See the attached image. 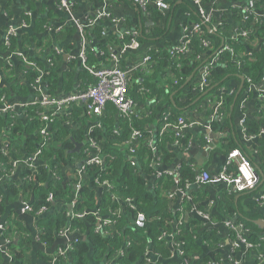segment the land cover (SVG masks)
Returning a JSON list of instances; mask_svg holds the SVG:
<instances>
[{
    "label": "crops",
    "instance_id": "0c3cea01",
    "mask_svg": "<svg viewBox=\"0 0 264 264\" xmlns=\"http://www.w3.org/2000/svg\"><path fill=\"white\" fill-rule=\"evenodd\" d=\"M174 1L173 7L171 5V9L164 13L166 16L163 23H159L154 21L152 12L148 10L149 7L143 9L133 0H68L67 8L60 0H0V47L2 48L0 57L4 64V67L0 66V89L8 90L9 93L8 97L3 96L1 100L13 103L16 107L10 112L0 114L1 120L6 119L5 123H0V153L3 156L8 154L13 162H20L14 169L10 159L7 160L6 165L0 161V264H60L61 259H55L57 248L69 247L75 239L88 240L89 232L98 233L102 237L115 235L116 238H123L126 246L131 245L133 240L131 236L135 235L136 231L135 228L130 227L129 218L132 219L136 209L140 210L135 199L124 201L108 196L109 188L93 184L92 176L85 171L87 165L85 158L90 155L85 154L83 149L89 140V128L95 125L93 116L85 115L81 105H73L71 111L60 113L55 117L63 119L68 127L77 128L79 125L71 117V112L76 106H80L79 113L87 119L84 121L87 127H85L86 134L83 132L85 128L81 131L84 133L81 141H73L72 136L68 134L72 147H66L63 154L65 157L72 155L75 158L72 163L60 168V176L59 170L55 169L59 178L61 177L60 187L67 188L65 189L67 191L63 193V189L62 193H59L57 198H52L50 203L56 212L64 209L66 216L65 222L54 232L51 243L44 240L46 244L38 236L41 228L37 222L41 216L24 211L22 202L27 200L17 197L15 193H7L6 189V185L20 179L21 161L30 157L39 148L42 136L38 133V129L25 132L26 129H30L26 126L21 130L24 131L23 134L20 131L11 133L8 123L18 125L19 120L25 123L29 122L28 118L30 121L33 120L34 117L29 115V111L36 110L38 105H35L36 108L22 107L21 104L24 102L36 100L44 95L57 99L91 84L92 77L82 79L78 76L83 66L81 51L84 50L86 58L88 54L90 55L89 63L95 66L107 65L100 60V57L118 52L123 42L121 34L124 31L142 34L157 25L166 29L161 44L171 48L181 42L185 32L192 26L189 6L196 10L199 6L204 13L219 20L223 16L230 19V10L240 5L238 0H199L198 3L193 0ZM103 11L122 18L123 23L120 30L115 31L109 17L101 15L99 21H102L107 33L114 35L105 41L104 47L101 48L95 46L96 41L89 42L84 31L83 33L79 31L78 25H84ZM83 43L85 46L82 45ZM218 43L221 44V41L219 40ZM50 54L57 55L55 61L54 57H48ZM141 55V49L132 50L127 58L124 57V61L130 67L134 66ZM36 59L39 64L35 62ZM109 63L113 64L112 61ZM6 64L10 67L7 68ZM28 70L37 75L40 73L45 75L53 71L57 80L55 88L52 91L46 86L40 91L33 89L28 80ZM68 70L71 76L67 81L73 80L70 83L72 88L65 89L62 82ZM239 76L242 75L234 74L218 88L200 90L196 85L199 71L196 75L194 72L192 78L194 77L195 82L192 87L184 89L176 96L175 102L171 100L172 104L175 103L174 105L182 109L180 114L188 122H192V125L182 129L181 137L184 138L185 145L179 149L175 148L172 152L173 157L168 160L162 159L161 154L159 163L150 166L149 174L143 177L144 190L161 197L165 205L164 210H159V214L167 216L169 229L166 231L160 228L158 235L161 233L163 235V231L173 233L177 229L190 230L199 246L198 252L192 255L194 264H264L256 251L246 249L244 246H233L227 229V223L232 221V217H236L248 223L251 238L260 236L264 230L257 224L264 219V103H261L264 98V92L261 91L264 80L251 85L244 76V81L241 83ZM18 84H27L29 90L26 92L14 90V86ZM115 114L119 118L118 114ZM250 121L258 124L257 133L246 134V124ZM244 126L245 131L242 130ZM52 132H50L52 136L50 147L54 145L55 133ZM233 143L246 154L260 176V183L254 189L235 192L226 189L223 183H188L186 178L181 177L179 183L175 182L174 172L180 169L193 172L196 176L202 170L210 174L221 171L228 166L226 144ZM57 144L61 145L60 142ZM77 144L80 146L77 147ZM28 145L31 149H28ZM231 169L230 164L229 171ZM44 183L48 185L47 182ZM82 189L93 195L95 206L79 212L83 214L82 216H74L78 213H76V205ZM64 194L66 195L63 197ZM106 196L109 200L100 209L99 205ZM225 196L229 198L228 201L225 200ZM113 209L120 212L119 222L104 226L103 222ZM157 214L154 213L152 218L158 220ZM73 219L78 220V223ZM10 220H16L21 229L19 232L4 235L3 231ZM99 225L102 227L101 230L97 229ZM118 229H121L122 233L118 232ZM62 232L65 233L61 235ZM113 232L116 234H112ZM20 234L23 240L27 241L21 246V251L17 244L22 238ZM158 235L155 242L151 239L146 240L140 256V264H181L179 247L172 243V235L166 234L160 239ZM20 252L22 257L18 258L16 253ZM122 253V249L118 248L108 260L105 259L104 254L96 263L101 261L99 264H116L117 257ZM69 256L70 251L65 259H62L66 260L63 263L69 261ZM89 256L91 257V253ZM94 262L95 260L91 259L90 264H95Z\"/></svg>",
    "mask_w": 264,
    "mask_h": 264
},
{
    "label": "trees",
    "instance_id": "16d2710c",
    "mask_svg": "<svg viewBox=\"0 0 264 264\" xmlns=\"http://www.w3.org/2000/svg\"><path fill=\"white\" fill-rule=\"evenodd\" d=\"M167 1H169L170 5L173 7V2L175 1ZM255 1L258 4L264 3V0ZM189 9L193 22L201 23L203 34H200V36L202 37L190 36V44L186 54H182L181 52L171 54L170 48L161 44L166 32L164 27L157 25L151 27L148 32L136 34L135 38L138 39L141 44L140 49L142 53L145 49L149 48L148 55L150 56V61L146 69L142 67H132L131 69L128 94L137 101V106L134 112L127 117L118 118L115 114H118L117 108L112 103L108 102L101 115H92L95 118V125L91 127L89 130L90 133L88 134V137H93L102 148V155L105 161L103 168H100V166L95 163H88L85 166V171L93 177V184H101L105 181H109L114 185L113 189L107 193L108 196H116L122 200L125 198L135 199L140 210L146 213L147 221L145 227L142 229L135 228L132 226L131 217L129 218L130 227L135 228L136 231V234L131 236L133 240L129 246L123 243L124 239L121 237L116 238L115 235L114 237H102L98 233L89 232L88 240H81L72 244L69 261L63 263L66 260L61 259L60 264H90L91 259L95 260V264H99L101 261L96 263L97 259L99 260L105 254L104 257L108 260L111 254L118 248H121L123 253L117 257L116 264H140V256L142 255L146 240L151 239L155 242L159 234L157 232L160 228H163V230L169 229L167 216L159 214V210H164L165 205H163L161 197L144 190L145 184L143 177L149 174L150 166L152 167L155 163L160 161L159 156H161V154L162 159L168 160L173 157L174 153L172 152L175 148L179 149V147L185 145L184 138L176 134L173 130H168L162 134L159 133V127L162 124L161 118L167 111L170 112L167 116L170 122H175L177 117L182 115L180 114L182 109L174 105L175 103L172 104L171 100H174L176 96L180 95L184 89L192 87L195 82L194 77H191L187 84L184 85L185 81L190 75L193 76L194 72L195 75L196 73L198 74L199 68L210 61L214 51H218L219 55L217 60L210 66V71L207 76L208 87L206 89L222 86L225 80L231 78L234 74H240L244 76L245 79H250L254 82L264 80V21H259L252 26H248L251 28L248 36L232 37L234 27L242 26L243 22L249 19V13H244L240 8L234 7L230 10V19H228L227 16H223L219 20L211 17L210 21L202 23L199 11L192 9V6H189ZM148 10L152 12L154 21L163 23L166 16L163 11L152 5L149 6ZM213 24L216 25V30L212 32L211 26ZM83 31L89 42L96 41L97 43L95 46L101 48L104 47L105 41L114 36L107 33L102 21H97L92 26L84 27ZM124 39L127 41L129 37L126 36ZM202 39H208L210 45L202 44ZM219 40L221 44L218 43ZM226 46H228L229 49H226ZM0 50H2L1 47ZM131 52L132 50H128L123 54L120 62L121 67L125 69L129 68L124 61V57L126 56L127 58ZM50 56L52 58L54 57V61L57 58L55 54L54 56L50 54L48 57ZM88 56L90 57L89 54ZM88 56L85 60V66L96 67L97 65L95 66L89 63ZM100 60L110 65L109 62L111 58L109 56H102ZM2 62L3 59L0 57V66L4 67ZM35 62L39 64L37 59ZM6 67L9 68L10 65L6 64ZM71 70L72 69H70V71ZM38 75L33 71L28 72L30 84ZM70 76L71 74L68 70L62 82L65 89L72 88L70 83L73 80L70 79L67 81ZM78 76L82 79L92 77L91 79L94 82L93 76L84 66H81ZM42 80V84H45L49 91L55 88L57 80L55 79L53 71L43 75ZM28 88L27 84H18L14 86V90L18 89L22 92H26V90H29ZM8 94V90L0 89V100L3 96L8 97ZM80 110L81 107L76 106L71 112V117H73L76 124L79 125L77 128H73V126L68 127V124L58 117L48 123H44L40 119L35 118V110L30 109L29 115L34 117L33 120L30 121L27 117L29 121L27 122L28 124L21 120H19L18 125L8 123L9 129L11 133L20 131L21 134H23L22 132L24 131L21 130H24L25 126L30 127V129H26L25 132H29L30 130L33 131V129L39 130L42 126H47L50 132L54 131V145L48 148L44 147L41 157L46 159L49 165L54 169L57 171L59 170L60 176V168L63 165H69L75 158V156L72 155L65 157L63 154V150L66 147H72V142L67 137L68 134L72 136V140L75 142L81 141L84 138V133L86 134L85 127L87 126L84 124V121L87 119L81 116L79 113ZM5 120V118L4 121L0 119V123H5ZM96 121L100 122L99 125L96 124ZM246 126L248 128H246V134L258 132V124L256 122L250 121ZM83 128H85L83 131L84 133H81ZM132 129H137L142 132L139 141H142L145 135L147 136L150 133L153 134L156 150L153 151L150 147L142 143L136 144L132 142ZM176 140L179 141L177 146L174 145ZM58 142L61 143L60 146H58ZM32 145L34 146V144ZM131 148L134 149V158L136 159L135 165H132L130 160ZM28 149H31L30 145H28ZM233 149L240 148L235 143L226 144V153ZM8 159L11 160V163L13 162L8 154L3 156L0 153V161L4 165L7 164ZM21 164L22 168L19 171L20 179H18V181L13 180L10 184L6 185L7 193H15L17 197L27 200L33 210H37L41 207L47 208L44 214L45 216L41 215V217L38 218L37 224L41 228V232L38 236L43 242L47 241L51 243L54 232L65 222L64 217L66 216L64 209L56 212V210H53L54 208L51 206L50 201H47L50 193L53 198H57L58 194L62 193L64 188L60 187L61 177L59 178L58 176L59 179H51L48 168L44 165H39L37 167V173L32 175V169L26 166L24 161H21ZM179 174L182 179L186 178L188 181H193L195 177L193 172L183 169H180ZM28 176L33 177L29 178ZM44 182H47L48 185H44ZM65 189L63 193L67 191ZM65 195L66 194H64L63 197ZM108 196L102 199L99 205L100 209L105 205V202L109 200ZM228 199L229 198H226L225 200L228 201ZM94 206L95 199L93 195L85 191V189H82L76 205V213ZM227 211L230 212L229 208H227ZM154 213H158V220L157 218H152ZM76 222L78 223V220H76ZM117 222H119V218L116 219L115 223ZM247 224L248 223L245 222L246 227H248ZM118 227L117 225V228ZM20 229L21 226L16 220H10L3 234L7 235V233L19 232ZM120 231L121 229H118V232ZM112 234L116 233L113 232ZM20 235L22 237V234ZM159 236L160 235H158V237ZM248 237L256 241V238H251L250 232ZM174 238L175 241L183 245L181 258L193 261L192 255L198 252L199 246L195 239H193L192 232L190 230L178 229ZM257 242L264 252V241L260 242L257 240ZM25 243H27V241L25 239L23 240V237L20 239V242H17L18 246H20L19 251L22 250L21 246ZM58 248H65V246H59ZM89 253H91V257ZM16 255L18 258L20 256L22 257L21 252L16 253Z\"/></svg>",
    "mask_w": 264,
    "mask_h": 264
},
{
    "label": "built area",
    "instance_id": "2783aa9c",
    "mask_svg": "<svg viewBox=\"0 0 264 264\" xmlns=\"http://www.w3.org/2000/svg\"><path fill=\"white\" fill-rule=\"evenodd\" d=\"M62 5L66 8L68 7V0H60ZM137 2L143 9H147L150 5L160 9L164 13L168 12L170 10L171 5L170 2L167 0H133ZM195 3H198L199 0H193ZM238 3L240 4L237 6V8H240L242 12L249 13L250 17L247 21L243 22L242 26H236L233 29V35L232 37H246L249 35L251 28L248 26H252L255 23L259 21H264V3L258 4L255 0H238ZM198 11L202 18V23L210 21V16L202 11V9L198 6ZM102 16L109 17L111 23L113 24V27L115 31H119L120 27L123 23V19L115 16H111L109 13L103 11L101 14L96 15L92 19H89L87 23L84 25H78L79 31L83 33V28L87 26H92L95 22L99 21ZM231 15V13H230ZM211 31L216 30V25L213 24L211 26ZM202 26L200 22H193L190 29H188L184 36L181 39V42L170 48V53L174 54L175 52H181L182 54H186L188 52L189 48V39L190 36H197L202 37L200 34L202 33ZM105 33V32H104ZM137 34V33H136ZM134 32H127L124 31L123 34H121V38H123V42L121 44L120 49L116 53H109V57L111 58V61L113 62L112 65H97L96 67H89L85 66V53L84 50L80 53V58L82 61V65L90 72V74L94 78V82L89 84L86 87H80L72 92L66 93L62 95L61 97L55 99L52 97H48L47 95L42 96L41 98H38L36 100L27 101L21 104L22 107H35V105H38V108L35 110V118H39L44 123H48L52 121L58 114L64 113L67 111H71V107L73 105H81L83 108V111L85 115L92 116L95 115H101L106 104L108 102L112 103L118 110V116L119 118L127 117L131 113L134 112L137 101H135L133 98H131L128 94V84L130 80L131 75V69L134 68H140L146 69L148 66L147 64L150 61V56L148 55L149 48L145 49L144 52L141 55V58L134 66H129V68L125 69L121 67L120 62L122 60L123 54L128 50H137L140 49V42L138 39L135 38L136 35ZM129 37V40H125V37ZM202 44L204 45H210V42L208 39H202ZM85 46V43L82 44ZM226 49L228 46L225 47ZM229 49V48H228ZM219 55L218 51H214L213 56L211 57L210 61L207 64L202 65L199 68V77L197 79L196 85L200 90H206L208 87L207 82V76L210 71V66L213 64ZM48 61L51 62V59L48 58ZM9 63V60H7ZM31 64V63H29ZM42 76L43 74L40 73L38 76H36L35 80L31 83V87L33 89H36L38 91L43 89L45 87V84H42ZM247 82H249L251 85H256L254 81L250 79H246ZM263 82V80H260ZM261 91L264 92V85L261 88ZM263 95V94H262ZM263 98V97H262ZM264 103V98L262 100ZM220 104V102H218ZM16 107L13 103H6L1 100L0 104V114H5L7 112H10L14 110ZM42 108V110H40ZM217 111V110H216ZM170 112H166L162 116V124L159 127V133L162 134L168 130H173L176 134L181 135L182 129L184 127H188L192 125V122H188L187 119L180 115L177 117L175 122L168 121V114ZM32 118V117H31ZM245 122V121H244ZM99 121H96V124L99 125ZM91 128H89L90 130ZM242 130L245 131V126L242 127ZM38 133L41 134L42 139L40 141L39 148L30 156L27 157L24 162L26 165H28L32 169V175L37 173V167L39 165H44L48 168V171L50 173L51 178L57 179L58 173L57 171L52 168L49 165V162L41 157L42 149L48 148L49 143L52 139L51 133L47 126H42ZM142 135V132H140L137 129H132L131 131V141L139 144L142 143L143 145H147L151 148V150L155 151L156 148L154 146V137L153 134L145 135L144 139L142 141H139L140 136ZM89 140L87 142V145L84 146V153L90 155V157L85 158V162L88 163H95L100 166V168H103L105 158L102 155V148L98 144V142L93 137H88ZM178 140L174 142V145L177 146ZM131 155L130 160L131 164H136V159L134 158V149H130ZM228 158V166H225L221 171H218L216 173L210 174L207 171H200V174L197 176L195 175L193 181H188V183L196 182V183H202V184H218L223 183L229 191H235V192H244L254 189L258 184L260 183V176L258 172L256 171L253 163L250 161V159L246 156V154L241 151L240 149H233L227 153ZM159 163V161L157 162ZM155 163V164H157ZM20 162L14 161L12 163V167L16 169ZM154 164V165H155ZM232 165L231 171H229V166ZM83 167V166H82ZM7 174V173H6ZM174 180L175 182L179 183L180 181V174L179 171L176 170L174 172ZM29 178H32L31 176H28ZM93 178V177H92ZM96 178V177H95ZM98 186H107L109 188V191L113 189L114 185L109 182L105 181L101 184H96ZM108 191V192H109ZM113 198L117 200H122L116 196H112ZM52 194L50 193L48 195L47 201L52 200ZM124 201H130V198L123 199ZM133 209L135 206L132 207ZM22 209L24 211L32 212L34 215L37 214L39 216L43 215L47 210L45 207H41L37 210H33L32 206L27 201L22 202ZM117 209H113L110 216L103 222V225H113L116 221V219L119 218L120 212L116 211ZM82 213H77L74 216H82ZM232 221H229L227 223V229L230 233V238L233 246L236 247H246V249H250L253 251H256L262 261H264V252L260 248L259 243L264 241V230L262 231L260 236H256V241L251 240L249 235V228L246 227L245 222L242 220H239L236 217H232ZM147 221L146 213L142 210H135V214L132 217L131 223L132 225L137 229H142L145 227ZM101 226L99 225L97 227L98 230H101ZM178 230V229H177ZM176 230V231H177ZM174 231L173 233H167L165 231L163 235L171 234L172 235V243L174 245H177L179 247L180 255L182 254V243H179L178 241H175L174 235L176 233ZM65 233H60L61 235ZM162 234V233H161ZM158 237L159 239L162 238L163 235ZM78 240L75 239L72 241L69 245V247L65 248H58L56 251L55 259H65L66 254L71 250L72 244L77 243ZM46 244L45 242H43ZM181 264H194L193 261H189L188 259H182L181 258Z\"/></svg>",
    "mask_w": 264,
    "mask_h": 264
},
{
    "label": "water",
    "instance_id": "95a60500",
    "mask_svg": "<svg viewBox=\"0 0 264 264\" xmlns=\"http://www.w3.org/2000/svg\"><path fill=\"white\" fill-rule=\"evenodd\" d=\"M192 77V75L189 76V78L185 81L184 85L187 84V82L190 80V78ZM241 83H243L244 81V77L243 76H239ZM80 146L79 144H77V147ZM76 187V186H75ZM99 189V188H98ZM99 191H101V189H99ZM259 225L260 228H264V219H262L259 223H257Z\"/></svg>",
    "mask_w": 264,
    "mask_h": 264
}]
</instances>
